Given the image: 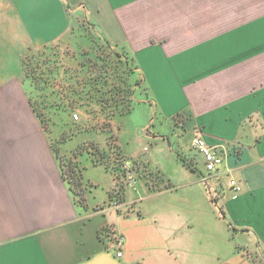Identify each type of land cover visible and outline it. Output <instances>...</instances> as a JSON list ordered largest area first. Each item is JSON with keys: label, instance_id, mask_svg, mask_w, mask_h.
Listing matches in <instances>:
<instances>
[{"label": "crops", "instance_id": "obj_1", "mask_svg": "<svg viewBox=\"0 0 264 264\" xmlns=\"http://www.w3.org/2000/svg\"><path fill=\"white\" fill-rule=\"evenodd\" d=\"M84 18L135 58L155 111L145 136L163 142L124 151L133 189L83 149L105 133L72 135L67 113L42 123L22 70L30 49L72 43ZM195 137L224 151L217 173ZM72 140L81 174L86 153L100 174L98 203L82 180L79 199L70 187ZM0 264H264V0H0Z\"/></svg>", "mask_w": 264, "mask_h": 264}, {"label": "rangeland", "instance_id": "obj_2", "mask_svg": "<svg viewBox=\"0 0 264 264\" xmlns=\"http://www.w3.org/2000/svg\"><path fill=\"white\" fill-rule=\"evenodd\" d=\"M81 22L82 20L74 28L78 27ZM95 35L98 34L95 33ZM93 36L94 34L88 32V30L85 31L82 27L81 29L76 28V31L74 30L72 32V43H58L53 45L55 49L47 54V58L48 60L50 58L51 62L56 61L57 66L59 65V68L54 72L48 70L50 63L48 60L46 61L45 56H40L37 50L30 49L25 55L28 58V65L26 66L27 72L23 73L30 91V96L41 119L48 124V119L53 118L57 114L60 115L62 113L64 116L67 113L69 119L68 128L72 132V135L75 134L76 130L82 129V127L87 130L93 129L105 133L107 137L102 138L100 148L92 144H86L83 149L92 154V160L94 159L104 165L107 164L112 172L116 173L115 180L118 188L120 186L133 189L138 187L140 182V177L135 172L137 161L125 155L124 151L133 149L139 151L140 149L143 154H149L150 149L155 147L156 143H162L163 141L158 137H151V135L145 136L146 131L153 132L157 128H151L149 124L150 121L152 122L156 119L154 118L156 116L153 107L147 102L145 89H135L132 95L128 94V100L131 98L135 101L133 104L131 103L132 108L128 113L123 114L120 112L121 114L107 115L100 110V105L104 104L102 103L103 100L108 98V105H110L113 99H121V96L118 97L115 91L121 85H123L122 88L126 90L128 88L131 92L133 80L132 78L125 80L124 78L126 77H121V81H117L119 75H116L115 78L110 76L112 71L109 68V60L105 58L106 52L96 47L97 44L99 46L100 41L94 43L97 40L93 39ZM59 62L63 67H60ZM40 66L45 68L43 73H40ZM43 68H41V72L44 70ZM98 72L108 77L106 78V85L103 84V81L99 82L94 80L98 77ZM39 77L42 79H39ZM61 79H63L62 83L64 88L68 89V92L63 93V96L57 91L59 86H56L60 83ZM61 97H63L62 102ZM89 98L93 102L91 108L79 105L81 103H87ZM60 104H63L61 105L63 107L58 108ZM75 104L76 107H73ZM120 111H122L121 108ZM158 129H161L162 134L172 137V133L166 125L158 126ZM77 143L78 140L68 142V148L72 157L67 166V174L71 182L70 187H72L75 197L79 199L80 196L74 183H76L75 181L82 180V191H85L88 196L94 197L96 195L97 198L91 200L95 204L100 201L101 194L105 191L102 188L103 186L97 188L91 186L89 182L97 180L100 174L92 166H89L90 160L88 153L79 156L85 168L82 170L83 175L81 174V169L78 168L79 160L76 158H78L82 148L75 147ZM126 161L130 162L134 169L137 180L135 186L130 185L124 179L122 166ZM198 164L202 167L200 161ZM117 200L122 201L119 197Z\"/></svg>", "mask_w": 264, "mask_h": 264}, {"label": "trees", "instance_id": "obj_3", "mask_svg": "<svg viewBox=\"0 0 264 264\" xmlns=\"http://www.w3.org/2000/svg\"><path fill=\"white\" fill-rule=\"evenodd\" d=\"M81 27L85 31L88 30V32H91L92 34H94L93 39L97 40V41H94V43H96V42L98 43V41H100L99 46H97L98 45L97 44L96 47L98 49H102V50H104L106 52L105 58H107L109 60V62H110V63H108V64H110L109 68L112 71L110 73V76L115 78L116 75H119L117 77V81H121V77H123V78L126 77V78H124L125 80L126 79L129 80L130 78H132V80H133L131 92H130V90L128 88H127V90L125 88H122L123 85H121V87L115 89V91L117 92V96L118 97L121 96V99L120 98H118L116 100L113 99L114 101L112 100L113 102L111 101L112 104H110V105H108V102H109L108 98L103 100L102 103H104V104L100 105V107H101L100 110L102 112H105L107 115H109V114L113 115V114H117V113L119 114L120 112L123 113V114L128 113L131 110V108H132L131 103L133 104L135 102L131 98H130V100H128V94L132 95V93H133V91L135 89H143L142 75L139 73L140 70H139V67H138V65L136 63L135 58L130 54V52L127 50L126 47L120 46V45H114L110 41H108L104 36H102L99 33V31L96 28V26L94 25V23H92L91 20H89L88 18H84L82 20V22L78 25V27H75V28L72 29V32H74V30L76 31V28L81 29ZM93 31H95V32H93ZM95 33H97L98 35H95ZM53 45H55V44H52V45H49V46H45L44 48L37 50V52L40 54V56H45L46 61H47L48 60V58H47L48 55L47 54H49L50 51L55 49V46H53ZM27 59L28 58L25 57V56L22 58V70L25 73L27 72V67H26L28 65ZM48 62L50 63L49 64V69H48L49 71L54 72L55 70H57L59 68L58 67L59 65L57 66L56 61H52L53 62L52 63L50 58H49ZM51 63H52V65H51ZM40 67L43 68V66H40ZM60 67H63V65H61V63H60ZM41 68H40V73H43L45 71V68H43L44 70L42 72H41ZM97 76L98 77L96 79H94V80L95 81H99V82L103 81V84L106 85V78H108V77L106 75H101L100 72L97 73ZM39 79H42V78L39 77ZM62 81H63V79H61L60 83L56 85V86H59L57 88L58 90L57 89L56 90L58 91V93L60 95L63 96V93H67L68 89L64 88V85H63ZM92 89H93V87H92ZM126 97H127V100H126ZM123 99L126 100V102H124ZM76 104L73 107H76ZM61 105H63V104H60V106H58V108L63 107ZM71 105H73V104H71ZM79 105L80 106H86L87 108H91L92 105H93V102H92V99L89 98L87 103H84V104L81 103ZM120 108H121L122 111H120ZM87 112H89V111H87ZM39 118L41 119V116H39ZM43 122L44 121L42 120V123ZM178 157H179V161L182 163V165H184L188 169H191L192 171L195 170L194 164L191 161L187 160L181 154H179ZM95 163H97L96 160H95ZM99 164H101V163H99ZM102 165H104V164H102ZM105 167L109 168V166L107 164L105 165ZM115 171H117V170H115ZM67 176L69 178V175H67ZM149 176H154L155 179H158L161 182L165 181L163 176L160 175L159 173H156L154 175L153 174H149L148 177ZM169 185H170V183H167L166 186L168 187ZM120 189H123V187H121ZM152 190H155V188L154 189L152 188ZM122 202H123V200H122ZM219 211H220V214L222 215V217H225L224 212L222 210H219Z\"/></svg>", "mask_w": 264, "mask_h": 264}, {"label": "built area", "instance_id": "obj_4", "mask_svg": "<svg viewBox=\"0 0 264 264\" xmlns=\"http://www.w3.org/2000/svg\"><path fill=\"white\" fill-rule=\"evenodd\" d=\"M192 149L202 156L203 162L205 163V169L208 174L217 173L219 168L224 163V151L220 150L219 147L207 144V142L201 137H195L193 139ZM122 170L124 172V179L127 180L130 185L135 186L137 184V180L135 178V173L132 164L127 161L124 162ZM202 180L207 181V177L204 176ZM230 185L235 189L236 193H240L242 191L241 186H239L236 181H231ZM113 207L118 210L120 205L118 203H115ZM122 244L123 238H118L117 246L121 248ZM121 255V252H119L118 257H121Z\"/></svg>", "mask_w": 264, "mask_h": 264}]
</instances>
